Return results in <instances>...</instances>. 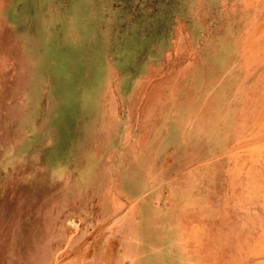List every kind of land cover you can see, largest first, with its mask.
<instances>
[{
	"label": "rangeland",
	"instance_id": "obj_1",
	"mask_svg": "<svg viewBox=\"0 0 264 264\" xmlns=\"http://www.w3.org/2000/svg\"><path fill=\"white\" fill-rule=\"evenodd\" d=\"M0 264H264V0H0Z\"/></svg>",
	"mask_w": 264,
	"mask_h": 264
}]
</instances>
